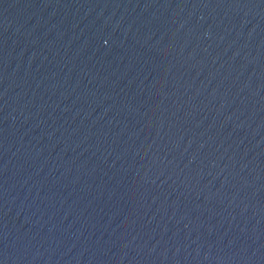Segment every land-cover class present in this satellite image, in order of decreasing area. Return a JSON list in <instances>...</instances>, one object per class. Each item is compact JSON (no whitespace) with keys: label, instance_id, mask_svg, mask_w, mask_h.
Masks as SVG:
<instances>
[{"label":"water","instance_id":"water-1","mask_svg":"<svg viewBox=\"0 0 264 264\" xmlns=\"http://www.w3.org/2000/svg\"><path fill=\"white\" fill-rule=\"evenodd\" d=\"M0 264H264V0H0Z\"/></svg>","mask_w":264,"mask_h":264}]
</instances>
